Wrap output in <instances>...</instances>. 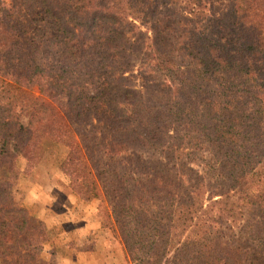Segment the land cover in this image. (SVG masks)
<instances>
[{
  "label": "trees",
  "instance_id": "1",
  "mask_svg": "<svg viewBox=\"0 0 264 264\" xmlns=\"http://www.w3.org/2000/svg\"><path fill=\"white\" fill-rule=\"evenodd\" d=\"M212 5L0 0L3 264H49L12 191L44 139L128 264H264V0Z\"/></svg>",
  "mask_w": 264,
  "mask_h": 264
},
{
  "label": "rangeland",
  "instance_id": "2",
  "mask_svg": "<svg viewBox=\"0 0 264 264\" xmlns=\"http://www.w3.org/2000/svg\"><path fill=\"white\" fill-rule=\"evenodd\" d=\"M225 2H227V0H213L212 10L214 12V16L219 17L222 15ZM32 90L35 95L38 94V89L36 87H33ZM28 115V113L22 114V123H27ZM67 153L68 148L64 144L44 139L42 142V148L39 150L36 165L30 167L28 171L23 173L18 178L14 188L12 189L14 199L22 206L23 199L28 191L34 190L37 184L39 186H44V192L40 195L41 201L37 204V208L39 209H36L35 212L32 209H26L30 215L33 216L34 213L45 212L48 208H50L51 214H55V218L52 216L51 219L53 222L59 221L60 223L65 220L64 216L69 214L66 213L63 216L61 211V205L64 207L66 203L71 204L70 200H68L69 194L74 198L73 205L71 204L70 208V211H72L71 215L74 217L82 215V212L87 213V206L89 203H97L95 214L91 218L101 222V231L99 233L97 232L95 234L92 233L87 235V242L82 248L87 249V251L91 250L92 252L95 250H102L97 252L96 262L98 264H128L119 235L114 230L110 216V207L107 205L105 199L93 198L90 200H84L71 193L68 187V177H66L60 170V164L67 156ZM36 187L39 188L38 186ZM66 218L68 217L66 216ZM87 218L89 219V216ZM41 221L44 223L47 231V238L43 242L44 247L51 241V237L54 235L55 230L47 229L45 222L43 220ZM73 247L76 249L81 246L75 247V245H73ZM42 256L47 263L53 264L46 259L43 249ZM1 259L2 258L0 256V264H3Z\"/></svg>",
  "mask_w": 264,
  "mask_h": 264
},
{
  "label": "crops",
  "instance_id": "3",
  "mask_svg": "<svg viewBox=\"0 0 264 264\" xmlns=\"http://www.w3.org/2000/svg\"><path fill=\"white\" fill-rule=\"evenodd\" d=\"M36 186L34 190L28 191L22 203L24 208L32 209L34 212L39 209L37 204L41 201L40 195L44 192V186L38 184ZM68 197L73 205L74 198L70 194ZM71 204L66 203L65 208L61 205L63 216L69 213L66 215L68 218L64 216L65 220L61 223L59 221L53 222L51 217H54L55 214H51L50 208L45 212L33 214V216L45 222L47 229L55 230L51 241L48 242L50 245L43 247L44 255L53 264H98L96 262L97 252L102 250L92 252L82 248L87 242V235L101 231V222L91 218L95 214L97 203H89L87 213L82 212V215H77V217L71 215ZM73 245L81 247L75 249Z\"/></svg>",
  "mask_w": 264,
  "mask_h": 264
}]
</instances>
